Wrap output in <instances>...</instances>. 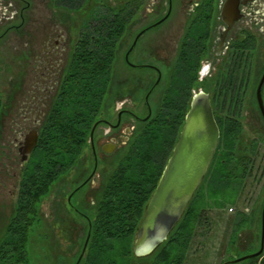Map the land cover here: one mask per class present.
<instances>
[{
	"label": "flooded vegetation",
	"instance_id": "flooded-vegetation-1",
	"mask_svg": "<svg viewBox=\"0 0 264 264\" xmlns=\"http://www.w3.org/2000/svg\"><path fill=\"white\" fill-rule=\"evenodd\" d=\"M24 1L23 9L28 12L31 0ZM40 3L46 6L45 1ZM228 3L231 6L227 7ZM135 4L122 7L119 23L87 25L91 31L116 28L119 33L114 41L104 40L102 48L92 35V56L101 51L106 55L103 70L91 71L93 78L84 97L68 94L69 84L76 85L77 80L66 77L77 50L79 9L54 2L58 34L55 39H44L42 54L34 56L43 63L41 75L38 78L36 73L31 85L28 70L25 88L12 91L0 104V200L6 195L14 214L22 186L23 195H27L30 178H41L38 170H55L51 189L55 187L59 197L54 200V217L71 224L63 231L70 237H86L95 218L94 207L115 203L111 193L125 188L126 170L162 166L155 190L192 101L199 95L209 103L218 138L197 190L215 159L221 169L227 162L233 168L230 205L224 201L217 207L213 200L204 199L202 225L209 229L214 218L211 213L219 211L228 221L224 225L229 239L226 248L232 245L245 250L244 256L262 249L259 256L234 264H264V194L263 199L259 196L264 188V117L256 99L264 73V0H135ZM109 11L105 9V18H110ZM62 34L64 38H60ZM27 61L30 64L33 59L28 57ZM260 94L264 107V81ZM80 105H87L86 117L79 111ZM246 122H252L253 137L245 134ZM48 123L76 128L86 125V135L79 143L78 129L74 130L73 150H63L59 142L54 166L36 168L33 154ZM150 133L157 136L152 138ZM31 137H36V144L26 154ZM66 155L71 156L69 161L64 159ZM238 162L247 169L239 173ZM257 188L259 192L253 197L251 193ZM228 206H232L231 211L223 214ZM1 207L4 205H0V220ZM7 226L1 227L6 230Z\"/></svg>",
	"mask_w": 264,
	"mask_h": 264
},
{
	"label": "trees",
	"instance_id": "trees-1",
	"mask_svg": "<svg viewBox=\"0 0 264 264\" xmlns=\"http://www.w3.org/2000/svg\"><path fill=\"white\" fill-rule=\"evenodd\" d=\"M60 1L68 5H77L79 10L90 6L88 18L82 20L84 26L79 30L77 50L72 54L73 59L69 63L66 76L70 81L73 78L77 80L76 85L69 84L68 94H83L86 97L89 89L88 81L93 78L90 73L92 70L95 72L103 70V55H106L104 51H101L96 57L92 56L93 54L89 51L92 45V35H94V40L99 41L95 44L102 48L104 40L113 39L114 41L119 33L116 28H100L91 31L87 25L91 22L119 23L122 7L136 6L135 0H56L55 4H59ZM105 9H110V18H105ZM111 46L114 48L115 43ZM71 73L73 76H70ZM99 77H95V80ZM84 102L86 103V99ZM79 111L86 117L87 105H80ZM69 114L71 117V110ZM76 129H78L77 139L79 143H83L86 125L76 128L73 125L46 124L42 128L38 147L33 154L35 167L40 168L43 164L46 168L54 166L59 142L62 143L63 150L72 151L76 138V133L73 131ZM150 134L152 138L157 136V133ZM253 142L257 141L253 140ZM64 159L69 161L71 156L66 155ZM227 164L228 162L222 165L226 166L225 169H221L218 161L216 159L213 161L205 183L196 191L166 240L153 252L143 257H136L132 246L139 221L149 196L154 190L162 166L156 170H126L125 188L111 193L114 196L112 198L116 200L115 203L94 207L95 218L91 225L90 238L79 264H134L132 260L142 261L144 264H184L195 237L202 235L204 219L201 214L202 207H199V204L204 203V198L212 199V205L217 207H222L224 201H227L228 205L231 203L232 186L229 183L233 168ZM237 166L236 170H239V173L247 169V165L244 166L241 162H238ZM37 172L41 173V178L37 180L36 176L33 179L34 175L30 178L27 184V195H23V186L21 188L17 208L10 218L4 238L0 243V264H30L27 256L29 232L38 220L40 222L37 214L38 207L42 199L51 192V186L56 177L55 170H38ZM86 230L87 227H85V232ZM84 240L85 236L79 242L78 251L71 264H75ZM228 242L229 239L226 243Z\"/></svg>",
	"mask_w": 264,
	"mask_h": 264
},
{
	"label": "rangeland",
	"instance_id": "rangeland-1",
	"mask_svg": "<svg viewBox=\"0 0 264 264\" xmlns=\"http://www.w3.org/2000/svg\"><path fill=\"white\" fill-rule=\"evenodd\" d=\"M13 1L0 0V104H4L6 97L12 91L21 92L25 88V76L28 70H30L31 85L34 84L36 73L39 78L43 71V63L38 62L34 56L42 54L43 47L41 45L44 39H55L58 34L54 26L58 18L54 10L56 0H31V9L28 12L23 9L26 5L24 0ZM40 1L42 3L45 1L46 6ZM89 9L90 6L78 10L79 30L82 20L88 18L90 14ZM64 36L62 34L60 38H64ZM28 57L33 59L30 64L27 61ZM38 60L40 59L38 58ZM37 77L36 79H38ZM21 96L17 99L21 100ZM246 123L245 134L248 137H253L252 122ZM258 192L259 188L254 189L251 194L255 197ZM263 194L264 188L259 195L260 199H263ZM57 197L59 196L56 188L53 187L49 195L42 199L41 206L38 207L37 214L40 222L38 220L31 228L27 246L30 264H71L74 261L82 236L70 237L63 232L71 224L62 223L54 217V200ZM204 199H207V202L209 200V198ZM8 202L7 196H2L0 205L2 204L4 207H1L0 243L4 238V227L8 224L12 213L10 207L7 206ZM202 205V203L199 204V207ZM230 207L232 206H228L223 214L228 213ZM66 213L74 216L70 209H66ZM211 215L214 218L211 219L210 228L207 229L208 234L204 235L207 230L203 226L201 232L204 234L195 237L187 252L184 264H219L221 261L227 262L244 256L245 250L233 248L232 245L225 247L228 241L227 230L224 228V225L228 223L225 215L219 211L216 214L211 213ZM75 219L78 220L76 217ZM78 222L81 221L78 220ZM75 224L73 223L74 226ZM78 224V226H82V224ZM132 263L144 264L142 261L136 260H132Z\"/></svg>",
	"mask_w": 264,
	"mask_h": 264
},
{
	"label": "water",
	"instance_id": "water-1",
	"mask_svg": "<svg viewBox=\"0 0 264 264\" xmlns=\"http://www.w3.org/2000/svg\"><path fill=\"white\" fill-rule=\"evenodd\" d=\"M231 6L228 3L227 7ZM264 81V73L258 85L256 99L260 112L264 117V107L260 88ZM218 128L213 119L208 101L202 96H196L186 116L184 126L175 144L173 152L167 161L159 182L153 191L144 213L139 221L132 246L136 257H143L153 252L180 220L194 192L205 176L212 161ZM26 143V154L36 144V137H31ZM89 229L83 242L80 254L75 262L82 259L91 234ZM264 235V204L262 210V239ZM258 252L234 259L228 263H239L261 254Z\"/></svg>",
	"mask_w": 264,
	"mask_h": 264
},
{
	"label": "built area",
	"instance_id": "built-area-1",
	"mask_svg": "<svg viewBox=\"0 0 264 264\" xmlns=\"http://www.w3.org/2000/svg\"><path fill=\"white\" fill-rule=\"evenodd\" d=\"M229 211H231V210L229 209Z\"/></svg>",
	"mask_w": 264,
	"mask_h": 264
},
{
	"label": "bare ground",
	"instance_id": "bare-ground-1",
	"mask_svg": "<svg viewBox=\"0 0 264 264\" xmlns=\"http://www.w3.org/2000/svg\"><path fill=\"white\" fill-rule=\"evenodd\" d=\"M196 97V96H195Z\"/></svg>",
	"mask_w": 264,
	"mask_h": 264
}]
</instances>
